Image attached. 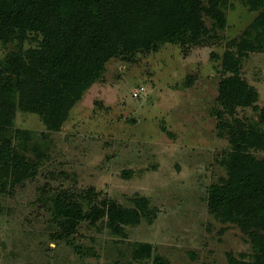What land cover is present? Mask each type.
<instances>
[{
	"label": "rangeland",
	"instance_id": "1",
	"mask_svg": "<svg viewBox=\"0 0 264 264\" xmlns=\"http://www.w3.org/2000/svg\"><path fill=\"white\" fill-rule=\"evenodd\" d=\"M200 16L197 43L100 54L98 77L63 117L7 101L0 148L22 160L0 159V264H154L133 257L137 242L168 264L254 261L248 232L209 212L208 188L224 183L234 154L264 160V1L200 0ZM18 31L0 39V61L40 49L44 35ZM235 70L256 99L226 107L221 82ZM63 194L84 210L145 197L154 212L123 234L82 221L58 239L52 199Z\"/></svg>",
	"mask_w": 264,
	"mask_h": 264
},
{
	"label": "trees",
	"instance_id": "2",
	"mask_svg": "<svg viewBox=\"0 0 264 264\" xmlns=\"http://www.w3.org/2000/svg\"><path fill=\"white\" fill-rule=\"evenodd\" d=\"M202 26L200 0H0L3 42L13 36L21 38L11 37L15 29L23 35H44L40 49L0 61V125L8 122L11 110L7 101L15 96L17 106L23 110L44 112V116L45 112L51 116L63 111V117L70 104L98 77L99 67L93 63L100 54L110 57L120 46L155 50L166 42L184 47L199 41ZM83 32L93 34L96 42L92 47L84 41ZM220 91L226 107L256 99V92L236 70L223 79ZM55 121L49 124L58 126L61 122ZM3 158L16 165L22 160L17 153L10 155L0 148ZM208 195L210 213L248 232L255 252L249 264H264V160L234 154L227 179L222 185H211ZM88 207L84 210L79 201L64 194L55 196L52 215L59 228L55 237L67 239L80 222L96 225L102 220L113 233L123 234L124 226L138 224L141 217L151 220L154 212L145 197L135 198L129 208L109 197L98 203L89 200ZM133 257H152L154 264H168L164 258L152 255L151 245L145 242L134 245Z\"/></svg>",
	"mask_w": 264,
	"mask_h": 264
},
{
	"label": "built area",
	"instance_id": "3",
	"mask_svg": "<svg viewBox=\"0 0 264 264\" xmlns=\"http://www.w3.org/2000/svg\"><path fill=\"white\" fill-rule=\"evenodd\" d=\"M135 95H137V94L135 93Z\"/></svg>",
	"mask_w": 264,
	"mask_h": 264
}]
</instances>
